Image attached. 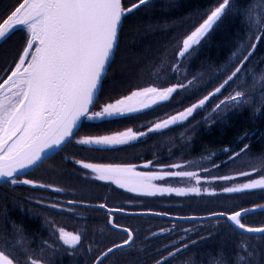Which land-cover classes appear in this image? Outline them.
<instances>
[{"label":"trees","instance_id":"16d2710c","mask_svg":"<svg viewBox=\"0 0 264 264\" xmlns=\"http://www.w3.org/2000/svg\"><path fill=\"white\" fill-rule=\"evenodd\" d=\"M136 2L137 0H123L125 6ZM219 2L220 0H149V3L124 17L115 61L108 72L103 93L93 110L98 105L114 102L143 87L163 88L180 83H184L186 87L178 90L168 101L131 117L104 123L84 121L76 133V138L82 135H109L128 128L146 132L154 123L199 102L231 74L229 67L232 60L252 34L255 28L253 14L258 12L257 26L261 30L260 39L243 68V71L246 69L243 74L245 79L243 86L246 90L242 91L245 102L236 104L235 107L224 105L222 106L224 108L218 110L221 111L218 114V111H213L217 104L214 100L206 106V110L186 121L161 131L149 132L138 141L117 149L97 151L88 146L78 145L74 140L69 142L52 158L56 159L57 163L53 167L55 170L53 177L47 179L53 171L47 176L43 174L34 177L33 181L39 184L48 183L43 184L46 187L11 183L0 185V251L15 257L18 264H30V258L39 259L42 264H94L108 248L122 244L128 239L126 233L111 227L110 219L113 217L114 223L130 229L135 239L131 246L106 257L102 264L170 262L182 251L176 252L175 256L162 258L158 252L156 253V248L162 242H170L172 232H180L190 227L197 231L198 234L195 235L197 238L210 234L211 252H223L229 264L236 263L235 258L241 255V249L250 251L257 258L252 264H264V235L250 236L240 233L226 219H221L226 230L223 227L221 232H215V227H212L213 219L181 222L154 216L111 215L103 209L68 204V201H74L105 204L111 208L112 204L124 205L123 202L129 200L134 203L158 204L157 206L164 208H173L174 203L178 204V201L187 203L186 200H200L201 197L193 194L192 197L190 195L140 197L109 182L96 180L75 161L137 167L151 162L146 169L169 168L181 162L195 165L193 170L209 168L211 170V166L216 167L217 164L223 163L219 168L229 164L231 169L217 174L210 171V175L229 176L232 172H237V169L231 166L233 157H238L237 153L264 156V0H230V5L222 18L201 44L196 46L191 55L179 57L183 39L206 19L207 14H210ZM17 4L18 0H0V16H5ZM25 36L26 33L19 30L0 45V82L7 78L18 62L26 46ZM260 73L263 78L258 75ZM189 81L192 83L189 84ZM249 88H253L254 91ZM225 89L227 90V87ZM225 89L220 95L226 92ZM255 92L258 95L252 97ZM208 114H212L210 120L206 119ZM246 145L247 150L241 152ZM70 146L76 147L69 152ZM38 169L25 177L31 176ZM74 178L86 183L88 189L86 188L85 193H80ZM170 180L172 185L180 182L178 178ZM54 182L60 187L49 185ZM231 182L232 180L227 183L224 181L211 183L210 186L213 190L221 191L224 187L230 186ZM72 186L75 192H72ZM57 188L60 190H53ZM245 193H234L233 196ZM229 194L218 192L202 197L208 198L207 200L213 197L222 201ZM246 196L232 205L223 203V206L233 212L264 205V197L256 195L249 197V193ZM53 203L58 204L59 208L50 207ZM195 208L188 205L189 210L186 209L188 215L199 214L197 213L199 208ZM131 217L140 218V223L132 225L127 222L124 226L120 225V222ZM242 222L251 227H264V212L248 214L242 218ZM59 228L79 232L82 235L81 242L74 248L64 245L59 239ZM227 228L232 229L235 236L227 233ZM242 238L248 242L240 241Z\"/></svg>","mask_w":264,"mask_h":264},{"label":"snow or ice","instance_id":"6c2138e0","mask_svg":"<svg viewBox=\"0 0 264 264\" xmlns=\"http://www.w3.org/2000/svg\"><path fill=\"white\" fill-rule=\"evenodd\" d=\"M147 3L149 0H137L130 6H125L122 0H18L17 6L5 16H0V40L16 30L26 32V46L18 62L15 63L11 74L0 82V180L11 184L46 187L31 179H21L20 176L38 166L67 143L74 140L78 145L88 146L97 151H108L138 141L146 132L128 128L109 135H87L80 138H76V132L79 131L82 121L104 123L131 117L168 101L178 90L186 87L184 83L163 88L143 87L114 102L103 104L99 110H93L103 93L108 72L115 61L124 17ZM229 5L230 0H220L210 14H207L206 19L183 39L179 57L191 55L222 18ZM251 47L254 51L255 44ZM250 55L251 52L248 53V56ZM248 56L243 58L240 65L235 67L214 92L178 114L154 123L147 131L166 129L192 116L211 96L221 93L238 76ZM243 98L244 93L236 91L234 95L220 100L214 111H218L229 102L239 104ZM247 148L246 145L241 152H245ZM236 155L239 156L240 153ZM75 163L83 169L90 170L98 181L110 182L121 189L126 188L129 192L145 196L165 193L182 196L187 193L199 194L201 191L199 187H163L154 183L166 177L188 178L196 185L207 182L195 171L142 172L137 171L135 166L126 164L82 161ZM149 164H145L144 167H149ZM171 167L179 169L182 166ZM252 175L254 173L250 172L239 174ZM213 179L231 180L234 177L223 176ZM255 189L264 190V176L250 179L249 182L237 186L224 187L223 191L239 193ZM68 203L71 204L73 201ZM50 207L59 208V205L53 203ZM99 207L104 208L105 205L101 204ZM249 211L250 209L244 208L231 213L220 212L212 215L226 218L243 232L264 233V227H251L242 222V217ZM58 231L59 239L64 245L74 248L81 241L79 234L66 232L63 228ZM124 231L127 232L128 239L123 241V244L108 248L105 256L114 248L132 243L131 232L127 229ZM183 247L186 249L188 245L185 244ZM179 251L181 249L178 248L177 252ZM175 255L174 252L169 253V256ZM0 264L18 262L15 257L0 251ZM30 264L41 262L39 259L30 258Z\"/></svg>","mask_w":264,"mask_h":264},{"label":"rangeland","instance_id":"374dc122","mask_svg":"<svg viewBox=\"0 0 264 264\" xmlns=\"http://www.w3.org/2000/svg\"><path fill=\"white\" fill-rule=\"evenodd\" d=\"M253 21H254V27L255 28L252 31V34H250L248 36L247 40L244 42L242 48L239 50L240 52L236 56H234V59L232 60V63L230 65V67H229L231 72L235 70L236 66L240 65V63L243 60V58L245 56H248L249 52H251V53L254 52L252 50V47H251L253 44H255V49H256L257 43L259 42V40H257V37H259V39H260V35H261V30H259V28L257 26L258 22H259V14H258V12H255L253 14ZM24 33H26V32H24ZM248 58H249V56H248ZM244 64H245V62L243 63L242 70L238 74V76L236 78H234V80L232 82H230V84L228 86H226L227 87V90L225 89L226 92L223 95H220V93H219V94H217L215 96H211L209 98V100L206 102V104L202 108L197 109L193 113L192 116L196 115L197 113H199L201 111L206 110L207 109L206 106H208V104L210 102H213L215 100L216 103H219L220 100L226 99L230 95L235 94V92H236V91H234L235 89L237 91H245L246 88H245V86H243V83H244L243 81H245L243 74L246 71V69L243 71ZM258 75H261V78H263L261 73L258 74ZM249 89L252 90V92L254 91L253 88L252 89L249 88ZM256 95H258L257 92H255L254 95L252 94V97H255ZM245 100L246 99H245V96H244L242 102H245ZM236 104L237 103L229 102L228 104L225 105V107H231V106L235 107ZM99 108H100V105H98L95 110H99ZM221 108H224V107H221ZM214 109H215V107H214ZM214 109H213V111H214ZM220 112L221 111H218L217 113L219 114ZM211 115L212 114H208L206 116V119L208 118L210 120ZM192 116L188 117L187 119L191 118ZM186 120H184V121H186ZM161 121H163V120H161ZM161 121H158V122H161ZM184 121H178L176 124L184 122ZM171 126H174V125H170L169 127H171ZM161 130H164V129H161ZM161 130H158V131H161ZM147 133H149V132L146 131V134ZM80 137H83V135L82 136H78L77 138H80ZM133 142H135V141H133ZM75 147L76 146H70L69 147V152L72 151L73 149H75ZM263 157H261V156H252L249 153H242L236 159L232 160L231 166H233L234 169H237V172L236 173L232 172L231 174H229V176L230 177H234V179H231L232 182H231L230 186H228V187L237 186V185L242 184V183H247V182H249L250 179H259V178H261V176H264V158ZM52 158H50L51 160L49 159L44 164H42L43 166L42 167L40 166L41 168H39V169L37 168L38 170L36 172H34L33 174H31V176H28V177L24 176V178L34 180V177L35 178L37 176L40 177L43 174L47 176V175H50V172L53 171L52 172L53 174H51L50 178H48V176H47V179H51L53 177L54 173H55V170L53 169V167L56 166L55 164H57L56 161H55L56 159H52ZM82 162H84V161H82ZM86 163H90V162H86ZM146 164H149V163H146ZM222 164L223 163H220L219 165H222ZM144 165L145 164H143L141 167L135 166V168H136L137 171H142V172H160V173H163L165 171H181V170L191 171L190 169L193 170L196 167L195 165H193V166L190 165V163L187 165V164H184V163H181V162L175 164V165H181L182 166L179 169L172 168V167H169V168H165V167L163 168L162 167L161 169H159V168L158 169H149V168L146 169L144 167ZM149 165H151V164H149ZM219 165L217 164L216 167L215 166H211V170L209 168V170H207V171H205V170H193V171L199 173V175L202 178L206 179V181H207V182L201 183L200 185H196L194 181L189 180L188 178H178L180 182H176L177 184H174V185L170 184V181H171L170 177H166L162 181H155L154 182V183H156V184H158L160 186H163V187H184V188L199 187L201 189L199 194H196V193H187V194H185V195H190V197H192L193 195H201V197H199L200 200H193V199L186 200L187 203H190V204H187V203H185L183 201H178V204L174 203V207L173 208H164V207H161V206H157L158 204H141V203L130 202L129 200H127V202H123V203H125L124 205L123 204L122 205L112 204L113 207H111V208H113V209H121V210H124V211H130V212L152 211V212H157V213H166V214H169V215L183 216V217L184 216L185 217H188V216H204V215H211L213 213H220V212L231 213V209L228 208V207L223 206L224 205L223 203H227V205H232L233 202H237V200L238 201L241 200L240 198H244V196L248 195V193H249V197H250V195H253V196L256 195L258 197L262 196V198L264 197V190H262V189L245 190V191H243V192H246L245 195H238L237 194L236 196H233L234 193H230L229 196H225L222 201H220V199H218V198L210 197V199L207 200L208 198L202 197L203 195L205 197H208L210 194H214V193H218V192L225 193L223 190H221V191L220 190H218V191L217 190H213L212 189L213 187L210 186L211 183H217V182H222V181H224L225 183L230 182V180L213 179V178L223 177L224 175H222V176L210 175V171L213 174H215V173L217 174V173H224V172L227 171V169H231L229 164L227 166L223 165L220 168H219ZM86 171L90 172L91 176L94 177L95 174L91 173L90 170H86ZM242 172H250V173H254V175H252V176H239V174L242 173ZM24 178L22 177L21 179H24ZM174 179H176V178H174ZM54 181H55V179H54ZM74 181H75L80 193H85V191L88 189V186L86 185V183L84 184V182L82 183L79 180H77L76 178H74ZM34 182H36V181H34ZM62 182H64V177L61 179V183ZM71 183H73V182H71ZM37 184H39V183H37ZM43 184H48V183H43ZM67 184H70V183H67ZM49 185H51L53 187H60L59 185L56 184V182L50 183ZM62 185H63V183H62ZM71 185H73V184H70V186ZM113 185H115V184H113ZM73 186H75V185H73ZM73 186L71 187V189H72V192H75L76 190H75V188ZM115 186H117V185H115ZM124 190H127V189L125 188ZM129 193L137 195V196H140V197L141 196H145V195H141V194L136 193V192H129ZM240 193H242V192H239V194ZM169 195L175 196L176 194L175 193H171V194L165 193L163 195L157 194L156 196L167 197ZM206 195H208V196H206ZM124 198H126V197H124ZM126 199H129V198H126ZM180 203H182L181 206H180ZM188 205L195 206L196 207L195 209L199 208L198 211H197V213H199V214H197V215H190L189 214L188 215V213H187V210H189L188 209ZM219 205H221V206H219ZM205 213H209V214H205ZM221 219L223 220L225 218H217V220L213 219L214 222H212V225H213L212 227H215V230H214L215 232H221L223 227H224V230H226V226L224 225L225 223L221 222L222 221ZM127 222L129 224H132V225L133 224H139L140 223V218H137V217L126 218L125 220L120 222V225L124 226V225H126ZM227 229H228L227 233L229 232V233H231L232 235L235 236V232L231 231L232 229H230V228H227ZM64 230L66 232H71L73 234H79L81 236V240H82V235L79 232H72V231H68L66 229H64ZM240 241H242V242H246L247 241L248 242V240H246L245 238H242ZM256 260H257V258L254 257L253 253H251L248 250L247 251H243V249H241V255H239V256H237V258H235V261H236L235 264H240V263L241 264H252V263L256 262Z\"/></svg>","mask_w":264,"mask_h":264},{"label":"flooded vegetation","instance_id":"af4514ba","mask_svg":"<svg viewBox=\"0 0 264 264\" xmlns=\"http://www.w3.org/2000/svg\"><path fill=\"white\" fill-rule=\"evenodd\" d=\"M171 234L173 237L170 242H162L156 248V253L158 252L160 257L165 258L169 256L170 252L176 253L178 248L182 252L173 257L170 262H166V264H229L223 252H211L212 249L209 246L210 234L197 238L195 235L198 233L193 227L183 229L180 232H172ZM185 244L188 245L186 249L183 247Z\"/></svg>","mask_w":264,"mask_h":264},{"label":"water","instance_id":"95a60500","mask_svg":"<svg viewBox=\"0 0 264 264\" xmlns=\"http://www.w3.org/2000/svg\"><path fill=\"white\" fill-rule=\"evenodd\" d=\"M123 2V0H122ZM19 30H16L14 31L13 33H11L9 36H7L5 39L3 40H0V45H2L9 37H11L15 32H17ZM116 54V53H115ZM97 102V101H96ZM96 104V103H95ZM84 121L81 122V125H80V128L82 126ZM79 128V129H80ZM78 132V131H77ZM76 132V133H77ZM68 144V143H67ZM66 144V145H67ZM64 145L63 148L66 146ZM62 148V149H63ZM62 149H58L56 152L52 153L50 157L44 159L38 166H36L35 168H32V169H29L27 171L26 174H22L20 176V178L30 174L31 172L35 171L37 168H39L42 164H44L47 160H49L50 158L54 157L55 155H57ZM5 183H8V182H5L3 180H0V185L2 184H5ZM69 205H79V206H84V207H92V208H98V209H103L105 210L106 212H108L109 214L113 215V214H122V215H127V216H154V217H160V218H165V219H169V220H174V221H181V222H191V221H205V220H212V219H217V218H224V217H220V216H216V215H204V216H188V217H183V216H174V215H169V214H166V213H157V212H152V211H141V212H130V211H124V210H121V209H113V208H110L108 206H106L105 204V207L104 208H101L99 207V205L101 204H88V203H81V202H74L73 203H68ZM264 206V205H263ZM248 209H250V211L245 214L244 216L248 215V214H253V213H257V212H264V208H262L261 206H258V207H249ZM243 216V217H244ZM242 217V218H243ZM226 219V218H225ZM110 221H112L113 223H110L111 227L119 232H123V233H126L124 231V229H127L128 232H131L132 234V243L128 244V245H125V246H122V247H119V248H114V250L111 252V253H108L106 256H105V252L103 255H101L97 261L94 263V264H100V261L104 260L106 257H108L109 255L113 254L114 252L120 250V249H123V248H126V247H129L133 244L134 242V234L133 232L128 229V228H124V227H120V226H117L115 223H114V219L113 217H111ZM229 222V221H228ZM230 225H232L233 228H235L238 232L240 233H243L245 235H250V236H259V235H264V233H247V232H243L242 230H240L239 228L235 227L231 222H229ZM128 235V234H127ZM123 244V243H122ZM113 248V247H112Z\"/></svg>","mask_w":264,"mask_h":264}]
</instances>
